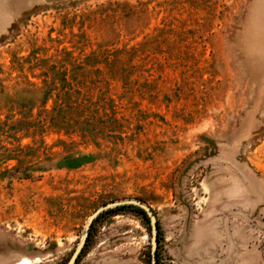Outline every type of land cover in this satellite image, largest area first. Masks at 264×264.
<instances>
[{"label": "rangeland", "instance_id": "obj_1", "mask_svg": "<svg viewBox=\"0 0 264 264\" xmlns=\"http://www.w3.org/2000/svg\"><path fill=\"white\" fill-rule=\"evenodd\" d=\"M129 200L160 264H264V0H0V264H154L133 209L82 244Z\"/></svg>", "mask_w": 264, "mask_h": 264}, {"label": "water", "instance_id": "obj_2", "mask_svg": "<svg viewBox=\"0 0 264 264\" xmlns=\"http://www.w3.org/2000/svg\"><path fill=\"white\" fill-rule=\"evenodd\" d=\"M126 204H132V205H136V206H139L141 207L142 209H144L147 214L149 215L150 219H151V222L153 224V230H154V240H153V261H154V264H157V242H158V221L157 219L155 218V215H154V212L152 211L151 208H149L147 205L143 204L142 202L140 201H134V200H129V201H121V202H115V203H109V204H106L104 205L103 207H101L97 212L96 214L90 218L89 220V225H88V228H87V231L85 233V236H84V241L82 244H85L88 237H89V234H90V229L92 227V224L94 222V219L96 217H98L102 212L110 209V208H114V207H117V206H121V205H126ZM82 247L80 246L79 249L77 250L76 254L74 255V257L72 258L71 262L69 264H74L77 260V257L81 251Z\"/></svg>", "mask_w": 264, "mask_h": 264}, {"label": "trees", "instance_id": "obj_3", "mask_svg": "<svg viewBox=\"0 0 264 264\" xmlns=\"http://www.w3.org/2000/svg\"><path fill=\"white\" fill-rule=\"evenodd\" d=\"M123 209H133L134 211H137V212L143 214L145 216V218L147 220H149V216H148L147 212L144 209H142L141 207L136 206V205L126 204V205H121V206H117V207H114V208H110V209L102 212L97 218H95V220H94V222L92 224V227L90 229V234H89V237H88L87 241L89 242L91 237L93 236V233H94V230H95V226H96V222L98 221L99 218H101L102 216H104V215H106L108 213L115 212V211H118V210H123ZM160 235H161V230H160V225H159V242L161 241ZM157 257H158V264H160L159 248H158Z\"/></svg>", "mask_w": 264, "mask_h": 264}, {"label": "bare ground", "instance_id": "obj_4", "mask_svg": "<svg viewBox=\"0 0 264 264\" xmlns=\"http://www.w3.org/2000/svg\"><path fill=\"white\" fill-rule=\"evenodd\" d=\"M21 264H30L28 260H24Z\"/></svg>", "mask_w": 264, "mask_h": 264}]
</instances>
